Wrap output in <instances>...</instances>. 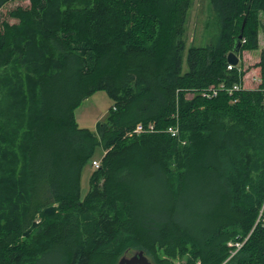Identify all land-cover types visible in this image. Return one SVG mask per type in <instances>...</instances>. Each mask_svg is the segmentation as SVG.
Listing matches in <instances>:
<instances>
[{
	"label": "trees",
	"instance_id": "1",
	"mask_svg": "<svg viewBox=\"0 0 264 264\" xmlns=\"http://www.w3.org/2000/svg\"><path fill=\"white\" fill-rule=\"evenodd\" d=\"M23 1L0 10V264H264V48L256 89L228 62L264 0H211L219 36L190 47L194 0ZM99 91L107 121L80 127Z\"/></svg>",
	"mask_w": 264,
	"mask_h": 264
},
{
	"label": "rangeland",
	"instance_id": "2",
	"mask_svg": "<svg viewBox=\"0 0 264 264\" xmlns=\"http://www.w3.org/2000/svg\"><path fill=\"white\" fill-rule=\"evenodd\" d=\"M18 6L27 7L29 1L15 0L5 3L0 8L4 19L11 23H16L17 20L11 19L9 12ZM262 31L260 32V47L257 50L244 51L238 54L239 59L243 63L246 70L244 84L249 89H256L261 82V72L257 64L261 60V51L264 48V13L261 15ZM219 36V24L215 18L211 0H194L193 5L188 14L186 41L188 47L195 44L196 46H205L211 44ZM5 78H15L17 72L21 71L18 67H13ZM187 52L184 63V70L187 71ZM113 107V100L105 91H99L84 100L82 105L76 110V120L80 127L88 128L92 131L96 130L98 122L107 121L111 108ZM104 155L103 148L98 146L96 148L94 160L100 161ZM92 163L86 165L82 171L80 180V193L83 199L90 189V177L94 172ZM135 251H130L126 255L132 256ZM185 263V261H183ZM181 260L177 264H183Z\"/></svg>",
	"mask_w": 264,
	"mask_h": 264
},
{
	"label": "water",
	"instance_id": "3",
	"mask_svg": "<svg viewBox=\"0 0 264 264\" xmlns=\"http://www.w3.org/2000/svg\"><path fill=\"white\" fill-rule=\"evenodd\" d=\"M245 25H246V21L243 24L242 33L240 34L239 39L237 40V43L233 51L230 52L228 56V62L230 65L237 66L240 63L238 53L241 49ZM118 264H154V262L146 255L145 251L139 250V251H135V253L132 256H127V255L123 256L119 260Z\"/></svg>",
	"mask_w": 264,
	"mask_h": 264
},
{
	"label": "built area",
	"instance_id": "4",
	"mask_svg": "<svg viewBox=\"0 0 264 264\" xmlns=\"http://www.w3.org/2000/svg\"><path fill=\"white\" fill-rule=\"evenodd\" d=\"M232 66L233 65H230L229 66V69H232ZM235 89H238V87H235ZM232 93V92H231ZM217 94V92H215L214 93V95H216ZM148 130L149 131H153L154 130V126H149L148 127ZM143 132V127L141 126V125H138V127H137V129H136V133H138V134H140V133H142ZM170 132L173 134V135H177L178 134V130H177V128H170ZM92 166L94 167V168H99L100 167V161H96V160H94L93 161V164H92ZM242 246V244H240V243H237L236 244V247H238V248H240ZM235 253V252H234ZM233 253V254H234Z\"/></svg>",
	"mask_w": 264,
	"mask_h": 264
},
{
	"label": "crops",
	"instance_id": "5",
	"mask_svg": "<svg viewBox=\"0 0 264 264\" xmlns=\"http://www.w3.org/2000/svg\"><path fill=\"white\" fill-rule=\"evenodd\" d=\"M244 87H246L247 88V86L244 84Z\"/></svg>",
	"mask_w": 264,
	"mask_h": 264
},
{
	"label": "bare ground",
	"instance_id": "6",
	"mask_svg": "<svg viewBox=\"0 0 264 264\" xmlns=\"http://www.w3.org/2000/svg\"><path fill=\"white\" fill-rule=\"evenodd\" d=\"M230 54V53H229Z\"/></svg>",
	"mask_w": 264,
	"mask_h": 264
}]
</instances>
